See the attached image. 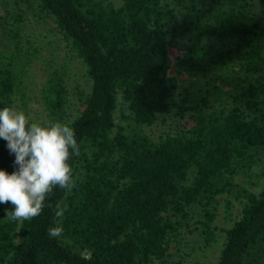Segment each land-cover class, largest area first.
<instances>
[{
	"label": "trees",
	"instance_id": "1",
	"mask_svg": "<svg viewBox=\"0 0 264 264\" xmlns=\"http://www.w3.org/2000/svg\"><path fill=\"white\" fill-rule=\"evenodd\" d=\"M256 1L264 10V0ZM246 5V0H39L89 77L82 106L66 123L80 146V155L69 160L76 186L69 193L54 188L31 220L10 221L11 204H0V264H151L166 254L168 235L176 230L171 216L186 218L194 203L201 204L200 234L204 241L212 238L216 195L226 191L229 176L249 170L264 147V126L249 114L264 102V27L247 22ZM191 11L208 14L204 20L216 44L200 46L198 58L206 55L209 68L225 64L224 38L235 40L238 67L248 75L234 97L242 107L215 108L202 96L188 128L152 140L141 126L174 103L168 41L190 21ZM11 32L0 33V109L12 107L20 82L21 62L11 48L18 51V44L10 40L17 34ZM117 97L128 109L120 114L133 124L128 129L115 121ZM40 99L44 122L63 123L67 98L57 70L46 73ZM14 160L0 138V170L12 174ZM242 195L239 216L222 228L215 264H257L250 250L264 243V183ZM64 204L63 235L51 238L57 206Z\"/></svg>",
	"mask_w": 264,
	"mask_h": 264
},
{
	"label": "rangeland",
	"instance_id": "2",
	"mask_svg": "<svg viewBox=\"0 0 264 264\" xmlns=\"http://www.w3.org/2000/svg\"><path fill=\"white\" fill-rule=\"evenodd\" d=\"M224 1L232 3V0ZM113 2L118 3L119 0ZM246 4L247 22L255 23L254 28L261 30L264 27V10L256 0H246ZM177 7L176 10L181 12V6ZM207 15L204 12L198 16L195 11H191L188 16L190 21L187 22L186 18L185 25L178 28L168 41V72L176 83L174 103L169 112L157 114L152 123L141 126V130L152 140H157L164 133H176L188 128L192 124L190 114L193 108L199 106L202 96H206L208 103L215 108L231 105L242 107L234 97L248 75L238 67V47L236 48L235 40L228 36L224 38L222 48L228 49L229 55L225 58V64L218 68L208 67L206 55L205 59L198 58L200 46L204 49L209 43L216 44L210 34V21L204 20ZM199 18V22H195ZM0 26H3L0 33L7 35L12 30L11 33L17 34L15 37L10 34V40L18 44V51L11 48L21 62L20 67L16 68L20 82L14 88L12 108L25 112L30 122H44L47 115L40 99V88L46 73L55 69L61 74L65 85L67 102L63 123H68L81 108L89 91V77L83 62L57 30L51 16L40 8L39 0H0ZM1 45L5 49L14 46ZM262 68L264 69V65ZM121 112L127 115L128 109L117 97L115 121L128 129L133 124L129 119L122 118ZM249 114L264 126V102ZM258 153L259 160L249 170H239L229 176L226 191L216 195L212 205V238L204 241L200 234L201 204L194 203L186 218L171 216L176 230L168 235L164 257L154 259L151 264H215L223 241L222 228L228 227L239 216L242 193L244 190L257 192L264 183V147ZM191 173L189 170L187 180L191 178ZM250 252L257 264H264V243L251 248Z\"/></svg>",
	"mask_w": 264,
	"mask_h": 264
},
{
	"label": "clouds",
	"instance_id": "3",
	"mask_svg": "<svg viewBox=\"0 0 264 264\" xmlns=\"http://www.w3.org/2000/svg\"><path fill=\"white\" fill-rule=\"evenodd\" d=\"M0 138L7 141L10 154H15L16 170H0V204L10 203L6 211L10 221L31 220L45 207L54 188L66 193L76 186L69 160L80 155L75 130L59 121L30 122L25 112L12 107L0 109ZM68 205L57 206L55 226L48 235H63L62 222Z\"/></svg>",
	"mask_w": 264,
	"mask_h": 264
}]
</instances>
